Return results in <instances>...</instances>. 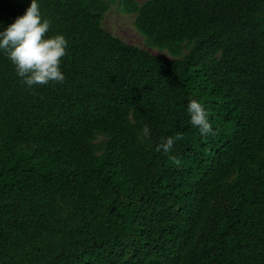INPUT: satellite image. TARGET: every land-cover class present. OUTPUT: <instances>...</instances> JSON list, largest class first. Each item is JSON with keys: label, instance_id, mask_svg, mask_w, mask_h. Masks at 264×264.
<instances>
[{"label": "trees", "instance_id": "obj_1", "mask_svg": "<svg viewBox=\"0 0 264 264\" xmlns=\"http://www.w3.org/2000/svg\"><path fill=\"white\" fill-rule=\"evenodd\" d=\"M38 2L65 79L28 88L0 52V264H264V0ZM30 4L0 0V31Z\"/></svg>", "mask_w": 264, "mask_h": 264}, {"label": "clouds", "instance_id": "obj_2", "mask_svg": "<svg viewBox=\"0 0 264 264\" xmlns=\"http://www.w3.org/2000/svg\"><path fill=\"white\" fill-rule=\"evenodd\" d=\"M50 21L41 13L38 0H31L25 14L16 18L15 22L0 31V52L15 66L17 76L28 88L46 85L50 82H62V58L67 55L68 40L63 34L48 36ZM187 112L190 124L198 128L201 136L214 134L206 106L199 100L189 101ZM151 129L145 125L142 134L150 136ZM180 134L169 136L160 148L170 152L177 141L182 140Z\"/></svg>", "mask_w": 264, "mask_h": 264}, {"label": "rangeland", "instance_id": "obj_3", "mask_svg": "<svg viewBox=\"0 0 264 264\" xmlns=\"http://www.w3.org/2000/svg\"><path fill=\"white\" fill-rule=\"evenodd\" d=\"M138 1L144 2L145 0ZM135 20V14H123L113 10L107 14L104 24L109 31L125 42L142 47L153 54L172 58L167 50H159L149 46L145 35L137 28Z\"/></svg>", "mask_w": 264, "mask_h": 264}]
</instances>
